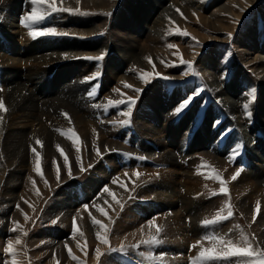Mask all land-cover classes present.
<instances>
[{
    "label": "rangeland",
    "instance_id": "1",
    "mask_svg": "<svg viewBox=\"0 0 264 264\" xmlns=\"http://www.w3.org/2000/svg\"><path fill=\"white\" fill-rule=\"evenodd\" d=\"M86 1L62 0L61 4V0H57V4L72 9L79 8L81 12L89 13L88 15L57 12L33 25L36 28H55L68 35L33 39L29 34L30 29L25 27L20 19L16 20V26L12 28L7 26L4 17L0 16V45H2L0 72L6 73L7 68L12 71V65L10 66L12 61L9 62L7 59L22 51L30 52L33 49L30 46L34 41H41L43 44L33 52L34 55L49 54L56 49L57 44L61 46L58 50L64 53L71 48V46L67 48L65 43L85 44L88 49L84 50V47L77 49L76 53L79 57L75 60L65 59L62 62H50V65L47 63L40 66L31 62L13 64L18 63L17 69L24 73L33 64L38 67L37 71L47 76L60 64L65 63V66H71L67 64L82 62L81 67L77 64L73 66H79L78 75L86 76L84 79L94 77V79H86L91 82L90 88L76 90L68 84L66 89L71 93L76 91L79 96L84 91L96 92L97 84L100 85V94L96 92L98 98L94 95L93 98L96 99L89 101L91 106L81 108L78 114L72 113V116L69 114L66 117L63 113H51L47 107L42 109L43 122L47 128H44L46 137L43 131L39 134V129L30 122L14 126L25 129L23 141L26 139L27 145H32L27 149L29 151L24 164H21L20 158L12 157V147L8 146L6 140L8 122L12 116L14 119L16 115H11V112L7 111L8 101L5 95L7 89L6 86L0 85V102L2 100L4 103L3 112L0 109V117L4 118L0 123V126L4 124L0 127V264H11V255L4 249L7 247V241H15L17 237L23 240L22 244L15 246L17 259L21 264H191V258L199 251V247L194 249L191 245L202 241L206 235H221L223 232L218 234L215 232L221 223L225 226L226 232L222 235L226 238L239 241L242 234H246L253 238L255 246L264 248V224L262 226L259 224L260 221H264V182H261L262 184L255 182L259 185L258 192H260L258 195L255 194L253 188L248 185L250 181L244 175L247 172L244 164L233 160L222 151H219L218 155L216 151L199 142L194 148L183 149V145L188 141L183 143L184 138H182L193 135L189 139L192 141L199 130H203L207 125L206 133L208 130L207 134L210 135L212 131H215L213 133L216 141L223 135L228 139L234 133L237 136L235 144L242 143L247 130L250 132L251 129L264 134V128L258 120L256 118V122L252 120L255 117L254 107L263 95L264 0H198L197 3L190 5V10L173 7V2H168V5L171 4L170 6L173 7L171 14L174 18L170 16L171 18L167 19L166 28L162 32L163 41L157 48L156 46L148 50L138 48L139 51L146 50L141 62L127 61L124 56L117 54L113 44L117 41L116 37L120 31L125 30L124 22L129 24L127 19L132 16L133 11L135 17H141V14L150 10L152 0H107L111 4L117 1L112 7L98 0ZM9 2L10 0H0V8L8 5ZM144 4L147 5L144 6ZM154 14L155 12L152 13ZM52 19L55 20L54 23L49 22ZM178 30L181 33L186 31L188 35L177 34ZM229 33L231 35H228ZM169 45L176 47L169 48ZM211 54L216 57H211ZM181 55L184 60L193 62L194 71H189L186 65L180 63ZM68 56L64 54V57ZM99 56H103V59H84V57ZM148 57H151V63ZM110 58L117 59L118 63L108 64ZM208 59L214 61L212 64L219 67L215 79L219 86L228 87L235 81L240 83L245 77L247 82L251 83L242 91L239 102L246 122L255 124H252V128L246 125L238 126L230 112L225 109L221 97L217 94V87L210 83L214 80L213 75L205 69ZM142 72H158L160 75L154 79L150 78L149 82L145 83L141 79ZM185 72L188 74L185 75ZM126 84L132 87H126ZM133 88L142 91L136 92ZM253 89L255 90L254 101L249 95ZM175 90L180 91L181 96L171 106L172 116L164 118L165 113L160 121H155L154 109L148 100L161 95L165 101L164 96L172 95ZM197 91L200 94L193 102L176 113L175 110L180 103ZM128 97L136 100V103L131 106L130 117L123 115L129 110L126 104L104 107L109 100L120 101ZM70 103L80 108L78 104ZM246 103L250 105L248 109L244 108ZM192 109L193 119L190 127L192 130L189 135L184 134V129L178 132L164 124L169 120L173 126L175 121L181 124L183 116ZM126 119L130 122L122 123ZM137 120L150 122L149 124L159 133L155 136L152 133L148 135L146 132L148 127L144 125L142 127ZM84 124H88L89 127ZM224 124L227 125L224 126ZM177 125L174 128H178ZM30 131L35 133L36 139L33 136L34 133ZM72 132L78 137L79 150L69 138ZM130 134L136 136L131 137ZM170 137L173 138L170 139ZM37 140H41V143L38 144ZM147 141L148 145L145 144ZM57 146L63 149V154ZM155 146L158 152L155 151ZM163 147L170 149V153H166ZM231 147L228 144L227 150ZM253 148L256 149L254 146ZM32 149H35V152ZM160 150H163V153ZM174 152L177 160L172 158L173 164H171L169 156L175 155ZM64 155L68 157L67 162L64 160ZM38 159L43 175L36 170ZM57 167L59 179H57ZM213 169L218 171L226 181L228 194L213 195V192L219 193L222 187L220 182L213 178ZM137 171L141 173L138 178L135 175ZM238 171L239 175L233 180L232 177ZM172 173H176V180H170ZM169 181L177 184H175L176 198L179 206L177 205L174 209L178 210L181 216L189 215L180 217L183 220H179V224H176L173 219V221L169 220V224L164 220L157 221L159 220L157 216L161 215L160 211L163 209L160 201L156 200L155 194L160 189V183H171ZM122 184L126 185V188L122 187ZM105 187L115 193V200L109 193L103 191ZM259 195L262 200L257 213L256 208L259 203L257 196ZM249 196H252L251 200ZM229 200L234 213L231 218L216 224L203 223L205 219H212ZM64 201L66 203L73 201L75 206L64 207ZM84 205H88V208L85 209ZM94 205L103 207L108 215L101 213ZM25 214L28 219L25 218ZM223 214L227 215L226 209ZM92 217L107 225L110 245L114 249H118L122 244H135L144 235L154 232L153 228L145 230L144 227L148 225L149 220L155 218L158 225L163 223L160 224L163 228L159 236L161 242L129 248L127 252L108 251L109 245L101 243L97 233L90 232L91 229L97 232L104 231L93 223ZM16 222L21 225V229L13 231ZM74 227L79 231H74ZM141 229H144L143 233ZM23 232L27 235H23ZM182 233L187 234L184 241L181 239ZM204 244L206 247L210 246L207 241H204ZM97 247L103 253L99 260L96 256ZM69 248L76 259L69 255ZM172 252L173 255H180L181 260L172 261L166 255ZM156 254L162 258L158 259ZM235 260L236 258H232L231 261H221L219 264H235Z\"/></svg>",
    "mask_w": 264,
    "mask_h": 264
},
{
    "label": "bare ground",
    "instance_id": "2",
    "mask_svg": "<svg viewBox=\"0 0 264 264\" xmlns=\"http://www.w3.org/2000/svg\"><path fill=\"white\" fill-rule=\"evenodd\" d=\"M98 1H102L103 3H106L104 5H111V7H112V5L115 6L114 3L117 2V1L116 2L113 1L111 4V2L107 1V0H98ZM197 1L198 0H152V2H150V5H151L150 10H147L145 13L141 14V17H139V18L135 17L134 11H133L132 16H130L127 19V20H129V24H127V22H124L125 30L120 31V33L118 34L120 37L117 35V37H116L117 41H115L114 42L115 44H113V46L116 49L117 54H119L120 56H124V58H126L127 61L134 60L136 62L137 61L141 62V59L145 54L144 52L146 50H148V48H152V46L154 48L156 46V48H157V46L163 41L162 32L166 28V26H165L166 21L170 16L174 18V16H172V14H171L173 7L181 8L183 10H185V9L190 10V5L192 6V4L197 3ZM168 2H171V3L173 2L172 3L173 7L170 6L171 4L168 5ZM140 4L142 5V2H140ZM146 5L147 4H144V6H146ZM24 6L26 7L25 10H23ZM31 7H32V5L30 4V0H10L8 5L6 4L0 8V16L4 17V21L7 23V26L15 28L16 20L17 19L22 20V17H24L25 15H27L31 11ZM153 12H155L154 15H152ZM46 18H47V16L45 17V19ZM49 22L54 23L55 20L52 19ZM8 29H11V28H8ZM115 32H117V31H115ZM65 45L67 46V48H68V46H71V48H69V51H66V53L58 50L61 46L59 44H57L56 49L52 50V52L49 54L40 53L38 55L37 54L34 55L33 52L37 48H40L43 46V44H41V41H39V42L34 41V43H32V45L30 46V47H33V49L30 52L25 53L22 51L20 53H17L16 56H12L10 59H7L9 62L12 61V64H10V66L12 65L11 66L12 71H9V69L7 68L6 73L0 72L1 73L0 85L2 84L3 87L6 86V89H7V92L5 94L7 97V101H8L6 109L8 112H11V115L12 114L16 115L14 117V119H13V116L11 117V120L8 119L10 122H8L9 123L8 129H6L7 127H5V129L7 131V133L5 132L7 134L6 140H7L8 146L10 145L12 147V149H11L12 157L20 158L21 164H24V162H26L25 157L27 156L28 151H29L27 149H29L28 147H30L31 144L27 145L28 141H26V139H25V141H23V138L25 136V132H23V131L25 129H22L21 127L18 128V126L14 127L15 125H17V124L19 125L20 123H23V122H25V123L30 122L31 125L33 124V126H36V129H39L38 130L39 134L44 132L43 135L45 136L46 130L44 131V128H46V127H45L44 122H43V117H42L43 114L41 112L42 109L47 107V109L49 111H51V113L52 112H54V113L59 112V113H63V114L67 113V116H69V114L72 116V113H74V115H75V113L80 112L81 108H83V107L86 108V106H91V103L89 101H93L96 99L95 97L93 98L94 95H90L89 93H86L85 91L81 92V94L79 95L80 96V98H79L76 91H73V93H71V91L66 89L67 88L66 85H68V84H69L68 85L69 87L76 89V90L86 89L87 87H89L91 82L84 79L86 76H84L82 74L78 75V73H80L79 72L80 71L79 66L83 64L82 62H81V64H80V62H78V63L69 62L67 65H71V66H65L64 65L65 63L60 64V65H58L60 68L57 66L54 69V72H52L51 74H49L47 76L42 75V73L39 70L38 71L36 70L38 68V67L34 66L36 64H38L40 66V64L49 63V65H50V62L58 63V62L65 61V59L75 60L79 57L76 53V51H78L77 49H80L82 47H84V50L86 48L88 49V46L85 44L84 45L83 44H76V45L70 44V45H68L67 43H65ZM74 46H75V48H74ZM3 47H4V45H3ZM139 47L142 49L146 48V50L139 51L138 50ZM0 48H2V45H0ZM64 54H68L69 56L64 57ZM210 56L213 57L215 55L211 54ZM210 56H209V58H211ZM16 62H26V63L31 62L34 65L29 64L31 66L25 71L26 73H24L23 71H19L17 69L18 63L13 64ZM207 62H208L209 66L207 65V68H205L206 66H204V68L207 69V71H209V73L213 75L214 80L211 81L210 83H211V85L217 87V89H218L217 94L221 97V100L223 101V103L226 107L225 109H227L230 112V115L234 118V120L238 126L242 127L243 125H246V127L250 126L252 128L253 125H255V124H253V122H250V121L246 122L245 114L242 113V111H241L242 107H240L241 104L239 102V100L241 99L240 95L242 94V91L244 89H247L248 86L251 85V83L249 84L247 82V80H246L247 77H245L240 83H237L238 81H235L234 83H232L231 86L221 87L215 81L216 76H217L218 71H219V67L216 64H212L214 61H211L210 59H208ZM107 63L108 64H117L118 60L110 58ZM74 64H77L79 66H73ZM262 64H263L262 67H263V73H264V62ZM63 65H64V67H63ZM29 70H31V71H29ZM27 71H29V72H27ZM97 91L100 94V85L99 84H97V86H96V92ZM96 92H95V95H96ZM262 94L263 95H261L259 100H258L259 101L258 104L254 107L255 111L253 113H254L255 117L252 120L255 121V118H256L258 120V122L260 123L261 127L264 128V83H263ZM168 95L169 94L164 96V97H166L165 101L163 100L164 98L161 95L156 96V97L155 96L151 97L148 100L150 106L154 109L153 114L155 115V121H157V122L160 121L162 119V117H164L165 113H166V116L164 118H170L172 116L171 115L172 113L170 110L171 106H172L173 102H176V100H178L181 96L180 91L178 92L177 90H175L174 93H172V95H169V96ZM96 97H97V95H96ZM168 98H170V99L168 100ZM1 102H2V100H1ZM70 102H72L76 105L78 104L80 108L75 107ZM1 112H3V109ZM43 113H45V111ZM192 113H193V109L191 111H189L187 114H185L183 116V118L181 119V124L179 123V121L178 122L175 121V122H173L174 123V126H173V124L171 122H169L170 120L164 124L168 125V127L172 128L173 130H178V132L180 130L184 129V131H183L184 134L189 135V132H191V130H192L190 128L191 123H192V119H193ZM1 114H3V113H1ZM58 115H60V114H58ZM79 116H80V113H79ZM83 116H85V115H83ZM209 116H210V114H209ZM209 116L207 117L208 119L210 118ZM73 117H75V116H73ZM52 119H53V116H52ZM62 120H64V118ZM5 121H7V120H5ZM138 122H140V121H138ZM0 123H2V122H0ZM8 123H6V125ZM25 123L23 124L24 126L26 125ZM149 123L150 122L147 123L145 121L140 122L142 127H143V125L145 127L146 126L148 127L149 130L147 129V131H146L148 135H150L152 133V135L155 136L159 132L156 131V129L154 127H152V125ZM178 123H179V125H177ZM3 125H1V126H3ZM176 125L178 128H174ZM225 125H227V124H224V126ZM84 126L89 127L88 124H86V125L84 124ZM207 127H208V125L206 127H204V129H203L204 131L199 130L196 138L192 139V141L189 139H191L190 137H192L193 135L190 137L189 136L182 137V138H184L183 143L188 141L183 145V149L194 148V147H196V145L198 146L197 143L199 142L200 144L202 143L204 146L205 145L208 146L213 151H216L218 153V155H219V151H222V153L229 155V157L233 158V160H237L238 162H240V164L241 163L244 164V166L246 167V171H247L244 175L247 176V179L250 181V182H248V185H250V187L253 188V191H255V194L258 195L260 193V192H258L259 191V185L255 184V182H257L259 184H262L261 182H264V181H262V180H264V176H263L264 175V134H262L261 132H255V129H251L250 132L247 130V135H245L243 142L235 144L237 136L234 135V133L228 139H226V137L223 135V136H220L218 138V140L216 141L215 140V134H214L215 131L211 130L212 132L209 135V134H207L208 130H207V133L205 131L207 129ZM165 128H163V129H165ZM33 130H34V128H33ZM41 131H43V132H41ZM30 132L32 133V131H30ZM48 132L49 131H47V133ZM36 133H37V131H36ZM87 134H88V130H87ZM160 134L162 135V133H160ZM34 135H35V133L33 134V136ZM161 135H160V137H161ZM36 136H38V135L36 134ZM133 136L134 135H131V137H133ZM41 137L43 138V136H41ZM9 138H10V140H9ZM26 138H28V137H26ZM34 138H35V136H34ZM55 138H56V136H55ZM158 138H159V136H158ZM171 138H173V137H170V139ZM45 141H46V139H45ZM224 141L226 142L225 144H224ZM33 142H34V140H33ZM7 143L5 142V144H7ZM143 143H145V142H143ZM145 144L148 145L149 142L147 141ZM228 144H230L232 146L229 150H227ZM253 146L256 147V149H254ZM242 147H243V151H241ZM46 148H47V146H46ZM163 150H165L166 153H170V149H165V147H163ZM163 150H160V152L163 153ZM234 150H238V155L233 156ZM155 151H157V152L159 151L157 146H155ZM50 152H51V150H50ZM166 153L164 152V154H166ZM167 156H169V155H167ZM169 157H171L169 159L171 160V164H173L172 158L174 160L176 159V157H177L176 153H175V155H173V156L171 155ZM11 159H13V158H11ZM169 170H170V168H169ZM167 172L169 173V171H166V173ZM171 172H173V171H171ZM175 174L176 173H172L170 175L171 176L170 180H172V179L176 180ZM164 177H165V175H164ZM172 181H169L171 183H168V184L167 183H160V189L155 194V196H156L155 198H157L156 200L160 201V203L162 204V209H163V211H160L161 217L157 216L159 218V220H157V221H163L164 220L165 222L168 223L169 220L173 219L174 222H176V224L177 223L179 224V220H183L184 217L189 216V215H182L181 216V214L178 213V210L174 209L179 204V201L176 198V196H177V194H176L177 193V187L175 186L176 183L172 182ZM148 196H150V195H148ZM249 199L251 200L252 196H249ZM257 199H259V204L261 205V200H262L261 195L257 196ZM185 203H187V202H185ZM63 204H64L63 206L67 207V208H70L71 206H75L73 201H68V203H66V201H64ZM246 205H248V204L246 203ZM260 205H259V208H260ZM249 208H250V206H249ZM246 210H248V209H246ZM168 211H169V213H168ZM180 217H183V218H180ZM155 219H157V218H155ZM133 221H135V220H133ZM172 221H170V222H172ZM172 224H174V223H172ZM183 224H184V221H183ZM259 224H260V226H262V224H264V221H260ZM166 226L168 227L167 224H166ZM185 226H186V224H185ZM189 228H191V227L189 226ZM144 229L150 230L152 228H150L149 225H147L144 227ZM216 229H215V232H217V234H218V232H223V233L226 232L225 226L223 225V223H221ZM218 229H220V231H218ZM177 230H178V228H177ZM188 231L189 230L187 227V232ZM90 232L93 234L97 233L96 230H92V229L90 230ZM173 235H176V234H173ZM186 237H187V234L182 233V238L179 237V239L181 238V239H183L182 241H184V238L186 239ZM187 240H188V238H187ZM184 245H187V244H184ZM156 255H157L158 259L162 258L159 254H156ZM166 255L169 258H171L172 261L181 260L180 255L179 256L175 255V254L173 255V252H172V254H166ZM167 256L165 257L166 259L168 258ZM169 261L170 260L168 259V262ZM161 262H163V261H161Z\"/></svg>",
    "mask_w": 264,
    "mask_h": 264
},
{
    "label": "snow or ice",
    "instance_id": "3",
    "mask_svg": "<svg viewBox=\"0 0 264 264\" xmlns=\"http://www.w3.org/2000/svg\"><path fill=\"white\" fill-rule=\"evenodd\" d=\"M79 2V0H78ZM30 4L32 5L31 11L22 17L21 23L24 24L25 27L30 29V36L35 39L38 37H43V36H61V35H68V33L64 32H59L55 28H36L33 25L36 24L37 21H42L45 19L46 16L51 15L52 13H57V12H72V13H77V14H82V15H88L89 13L87 12H81L79 8L72 9L68 7H63V6H58L57 0H30ZM62 4V0H61ZM179 11V10H178ZM182 14V13H181ZM177 34H183V35H188L186 31L184 32H177ZM228 35H231L230 33ZM195 39V38H193ZM197 43H199L197 41ZM169 48H175V45H169ZM178 54V53H174ZM84 59H95V60H102L103 56L99 57H84ZM149 62L151 63V57L147 58ZM180 63L183 65H186L189 71H194L193 68V62L184 60L180 58ZM154 66V65H153ZM188 72H185V75H187ZM160 74L157 73H148V72H142L141 73V79L144 80L145 83L149 82V79L156 78ZM86 79H94V77H88ZM126 87H132L131 85H125ZM134 91L136 92H141V89H136L133 88ZM118 91V90H117ZM202 91V90H201ZM90 95H95V92L93 91L92 93H89ZM200 94L199 91L194 93V95L188 96L185 100H183L180 105L176 108L175 112L179 113L183 109H185L187 106H189L193 100L195 99L196 96ZM249 95L252 97L253 101L255 98V90L253 89ZM136 103V100L132 97H128L126 100L122 99L120 101H112L109 100L106 105H104L105 108L107 107H112L117 104H126L129 106V110L124 112L123 115L126 117L131 116V106ZM250 105L246 103L244 105L245 109H248ZM4 105L2 102H0V109H3ZM6 110V109H5ZM67 117V113L64 114ZM0 122H2V117H0ZM130 120H124L122 123H129ZM70 139L73 140L75 143L77 150H79V140L78 137L74 132L71 133V136L69 137ZM37 143L40 144L41 142L37 140ZM59 149V146H57ZM61 153L63 154V149H59ZM33 152H35V149H32ZM98 153L99 150L97 149ZM238 155V150H234L233 156ZM37 156L39 157V154L37 153ZM64 160L67 162L68 157L64 155ZM211 167V166H209ZM36 170L38 173L43 175L41 167H40V161L39 159L37 160L36 163ZM83 170V169H82ZM214 177L216 180L220 182L222 187L220 188V192L216 193L213 192V195L217 194H228L229 189L226 187V181L220 176L219 172L214 170ZM71 174V169L69 168V175ZM127 175V173H125ZM137 178L141 175L139 171L135 173ZM239 175V171L232 177L233 180L236 179V177ZM57 179H59V168L57 167ZM116 182V181H114ZM33 183H35L33 181ZM47 183V181H45ZM122 187L126 188V185H121ZM105 193H109L113 199H116L115 193L111 191L110 188L105 187L103 189ZM39 194V193H38ZM119 203V201H117ZM95 208H97L101 213L104 215H108V213L105 211L103 207L100 205H94ZM84 208L87 209L88 205H84ZM121 208H123V204H121ZM225 209L227 210V215H224L223 213L225 212ZM257 213L259 212V203H257V208H256ZM233 206L229 202L222 207L215 216L212 219H205L203 223L205 225L208 224H216L219 222H222L224 220H227L233 216ZM25 218L28 219L27 215L25 214ZM255 219V216H254ZM92 221L95 225H98L100 228L104 229L103 232H97V238L101 241V243L109 245L108 251H120V252H127L129 248H139L141 245H154V244H159L160 241V233L163 231L162 226L158 225L156 223L155 219L149 220L148 225L150 228L154 229V232H151L149 234L144 235L139 241H137L135 244H122L118 249H114L110 245V239L108 236V228L107 225H104L101 221L97 220L95 217H92ZM75 225V221H74ZM18 229H21V225H19L18 222H16V227L13 229V231H16ZM74 231H79L78 228L74 227ZM143 232V229L140 230ZM82 234V233H81ZM23 235H27L26 232H23ZM204 241H207L210 246L206 247L204 244ZM23 243V240L20 237H17L15 241L9 240L7 241V247L4 249L7 253L11 255V264H21V262L17 259V249L16 245H20ZM192 248H197L199 247L198 254L194 257L191 258V264H219L221 261H231L232 258H236L235 264H264V248L255 246L253 243V238L249 237L246 234H242L241 239L239 241H233L231 238H226L223 235H206L202 241H197L196 243L191 245ZM69 255L72 256L73 259H76V257L72 254L71 249L69 248ZM103 255L101 252L100 248H96V256L97 259Z\"/></svg>",
    "mask_w": 264,
    "mask_h": 264
}]
</instances>
